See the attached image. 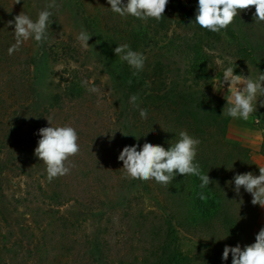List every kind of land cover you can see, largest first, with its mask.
Wrapping results in <instances>:
<instances>
[{
  "label": "rangeland",
  "instance_id": "rangeland-1",
  "mask_svg": "<svg viewBox=\"0 0 264 264\" xmlns=\"http://www.w3.org/2000/svg\"><path fill=\"white\" fill-rule=\"evenodd\" d=\"M183 1L196 11L198 0ZM15 2L0 0V264H170L176 250L198 254L205 240L177 226L163 240L160 226L169 215L158 187L128 177L118 160L125 146L138 142L139 101L134 105L130 97L141 91L114 49L127 44L145 64L167 63L171 80L196 91L209 86L224 109V69L253 79L264 73L256 66L264 62V22L254 21L255 7L239 11L229 33H215L196 24L198 30L179 13V0H169L159 21L121 17L107 0H55L47 39H29L10 54L16 40L8 21L21 12L35 20L51 0ZM81 31L91 35L87 47L77 40ZM200 47L207 54L206 81L191 69ZM56 95L63 107L54 103ZM260 100L247 121L231 118L227 139L244 145L264 167ZM47 118L53 126L73 127L80 148L66 162L70 172L51 181L34 155L38 130L51 126ZM254 208L251 243L264 227V208Z\"/></svg>",
  "mask_w": 264,
  "mask_h": 264
},
{
  "label": "trees",
  "instance_id": "trees-1",
  "mask_svg": "<svg viewBox=\"0 0 264 264\" xmlns=\"http://www.w3.org/2000/svg\"><path fill=\"white\" fill-rule=\"evenodd\" d=\"M176 8L196 26L194 5L189 6L179 0ZM196 28L199 30L198 26ZM226 33L229 31L226 30ZM195 55L191 69L201 73L199 81H206L207 54L200 47ZM125 64L130 68L127 62ZM256 66L264 72V62H257ZM130 70L135 72L133 68ZM128 75L132 84L136 83L138 91H141L135 114L139 130L137 150L145 142L159 144L167 149L177 142L180 131H187L200 140L196 162L213 181L208 188L201 190V181L192 175H177L167 186L154 179L149 180L158 187L164 199L163 209L169 215L168 218L163 217L160 226V229H165L163 240L167 242L174 226H177L206 242L204 249L194 256H186L177 250L172 252L170 264H232L231 254L228 260H222L223 249L225 245L234 247L237 244H251L247 229L253 223L255 213L251 194L242 187L237 195L233 178L236 174L246 172L259 175V167L244 145L227 139L231 117L222 114L224 102L210 92L209 86L196 91L171 80V67L167 63H146L142 71L133 77L130 72ZM61 101V95L54 97L58 107L64 106ZM140 108L147 110L146 119L140 117ZM37 145L36 142L34 149ZM201 191L207 197L206 200L199 198ZM152 214L150 212L148 215ZM147 217H143L144 221ZM156 233L157 237L161 235L160 232L159 236Z\"/></svg>",
  "mask_w": 264,
  "mask_h": 264
},
{
  "label": "clouds",
  "instance_id": "clouds-1",
  "mask_svg": "<svg viewBox=\"0 0 264 264\" xmlns=\"http://www.w3.org/2000/svg\"><path fill=\"white\" fill-rule=\"evenodd\" d=\"M110 9L121 17L132 16L139 20L157 21L164 17L166 5L169 0H107ZM15 3H20L16 0ZM255 7L254 21L264 22V0H198L194 22L203 29L219 33L226 30L238 16L239 11L249 10ZM57 7L55 0L39 11L37 18L33 20L27 14L20 13L8 24L14 25V36L16 43L9 48V53L17 51L23 42L34 39L37 43H43L47 39V33L53 20L50 9ZM91 35L81 31L77 40L83 47H87ZM114 53L122 61L135 69L133 75L143 70L145 57L142 53L132 50L129 45H118ZM235 68L229 66L224 69L220 86L228 85L227 101L223 109L224 115L233 119L247 121L257 110L258 97H264V73H260L253 79L250 75L234 74ZM90 91H97L94 87ZM138 97L133 95L130 102L136 105ZM138 107V105H136ZM260 106L264 107V100H260ZM141 118H147V110L140 108ZM48 119V118H47ZM51 126L38 130L40 139L34 150V155L46 166L49 181L54 178L67 175L70 168L66 162L70 157L77 155L80 151L78 144V133L71 126ZM139 139V138H137ZM200 140L191 136L187 131L179 132V139L167 149L159 144L145 142L138 151L139 145L125 146L119 153L118 160L123 162L122 169L132 179L141 181L155 180L162 185H170L177 175L196 176L201 181V190L212 184L208 174L202 172L200 165L196 162L197 150ZM234 191L237 195L243 189L251 194L253 205L264 208V167H259V175L252 172L236 174L233 178ZM201 200H206L204 192L199 193ZM232 257V264H264V227L255 236V242L245 245L243 248L225 245L222 260Z\"/></svg>",
  "mask_w": 264,
  "mask_h": 264
}]
</instances>
